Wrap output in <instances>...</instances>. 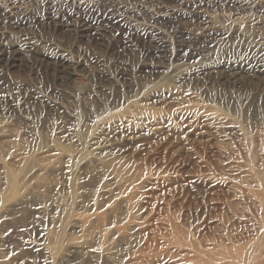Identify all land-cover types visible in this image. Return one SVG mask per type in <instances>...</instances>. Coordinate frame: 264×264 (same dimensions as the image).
Here are the masks:
<instances>
[{
  "label": "rangeland",
  "instance_id": "1",
  "mask_svg": "<svg viewBox=\"0 0 264 264\" xmlns=\"http://www.w3.org/2000/svg\"><path fill=\"white\" fill-rule=\"evenodd\" d=\"M162 1L82 0L83 11L72 14L63 6L64 0H52L50 18L68 20L72 25L88 23L86 27L102 37L78 42L67 29L55 31L52 25L41 20L39 26L22 27L2 40L17 49L19 59L11 67L0 63V99L5 96L14 104L21 103L22 109L7 111L0 104V264H64L39 249L46 243L45 230L57 226L53 221L55 216H63L61 210L57 211V204L63 205L73 198L75 215L100 210L108 202L105 192L108 185L95 166L84 169L72 162L69 169V164L62 162L47 175L39 173L40 166L54 150L89 152L92 139L99 131L97 120L103 114L112 112L121 103L137 102L157 89L183 95L193 93L201 104L222 111L228 125L222 132H211L212 136L179 131L139 143L122 139L120 127L101 131L100 136L114 142L118 161L167 172L165 181H152L139 189L142 207L161 215L169 214L190 234L191 240L205 247L209 243L246 249L256 244L259 257H249L246 264H264V209L242 188L247 163H252L257 170L264 166V86L245 83L224 87L204 85L201 81L182 84L174 73L177 62L173 70L159 75L135 69L134 66L142 63L141 36L155 28L149 17L158 13ZM240 1L246 7L251 3ZM254 1L259 2L260 12L246 10L238 16H229L231 21L221 11L207 12L214 17L220 31L233 35L224 43L204 50L196 60L243 61L249 60L254 52L264 50V43L257 46V42H264V0ZM45 2L0 0V29L5 31L21 19L39 21L46 12ZM178 3L172 7H179L182 2ZM184 3L196 6L197 0H184ZM175 28L165 36L169 45L183 43L184 47L194 50L204 48L206 26L202 22L185 16ZM176 32L181 38L174 35ZM118 48L127 50L124 57L130 65L127 70L120 68L123 60L117 56ZM21 49L32 52L22 55ZM64 59L82 63L77 74L69 79L61 63ZM147 104L154 106L155 102L151 100ZM246 135L252 140L248 151L251 158L244 150ZM247 158L251 160L248 162ZM260 162L263 163L260 165ZM22 168L26 174L37 168L32 175H39L38 187L23 204L9 207L5 198L9 189L7 172ZM261 169L262 172L264 168ZM22 180L20 176L19 192L26 183ZM68 234L76 242L83 240L76 229H69ZM175 254L179 263L190 256L186 249H177ZM131 255L132 252L127 253L116 242L109 261L88 262L76 253L71 260L73 264H135ZM156 264L176 263L162 260Z\"/></svg>",
  "mask_w": 264,
  "mask_h": 264
},
{
  "label": "bare ground",
  "instance_id": "2",
  "mask_svg": "<svg viewBox=\"0 0 264 264\" xmlns=\"http://www.w3.org/2000/svg\"><path fill=\"white\" fill-rule=\"evenodd\" d=\"M178 2H182L181 5ZM250 2V4L248 3L249 7H246L244 6L246 4L240 0H197L196 6L193 4L189 6L184 3V0H163L158 13L150 14V23L154 24L155 28H152L149 33L145 31V34L141 36L142 44H140L139 54L142 63L134 68L141 72L159 75L164 71L173 70L174 64L177 62L174 73L182 84L201 81L204 85L218 84L224 87H237L245 85V83H258L264 86V50L254 52L249 60L243 61L218 60L215 63H206L196 60L204 50L219 42L224 43L233 35L229 31H220L216 27L214 17L207 12L221 11L228 21H231L229 16H238L246 10L258 12L259 2L254 0H250ZM173 3H178L180 6L172 7ZM52 4V0H46V12L39 21L21 19L12 23L10 28L5 31L0 29V63L11 67L15 66L16 59H19L17 49L11 44L3 43L2 40L22 27L39 26L41 20L52 25L55 31L67 29L72 32L78 42L93 41L102 37L99 33L93 34V31L91 32L90 28L86 27L88 23L85 25L75 24V26L70 24V21L67 22L68 20L50 18ZM63 6L72 14H79L84 9L82 0H64ZM185 16L195 18L206 26V32L203 35V49L194 50L184 47L183 43L171 46L167 42L165 36L169 30L175 31L176 28H179L178 26L175 28V26ZM172 30L170 31L173 32ZM174 35L181 38V34L178 32ZM263 43L257 42V46L263 45ZM118 49L117 56L123 60H120V68L127 70L130 66L127 61H124L127 50L126 48ZM31 52V49H21L20 54L27 55ZM61 63L65 66L67 79L75 76L82 67L81 62H70L66 59ZM3 97L5 96L1 97L0 104L3 103L5 110L18 111L22 109L21 103L14 104L10 99ZM151 100H154V106L147 104ZM227 120V116L222 111L201 104L193 93L183 95L173 90L164 91L163 89L143 95L137 102L121 103L112 112L103 114L97 120L99 131H96V135L92 139L89 152L71 149L54 150L48 156L47 162L40 166L39 173L41 171V175H47L62 162L69 164V169L72 162L84 169H94L95 166L101 170L99 172L103 174V182L107 181L108 190L105 192L108 194V202L100 210L96 209L80 215H75L73 212V198L63 205L58 203L56 209L57 211L61 210L63 216H55L53 221L57 226L55 229L45 230L46 243L41 244L39 249L52 254L64 264H73L71 260L73 253L87 258L88 262L109 261L116 242H119L127 250V253L132 252L131 261L135 264H156L162 260L176 264H246L249 257L255 259V256L257 257L260 252L258 247L255 248L256 244H253L254 246L252 245L251 248L246 247V249L226 248L209 243V246L205 247L202 243L191 240L190 234L169 214L161 215L154 209L143 208L138 196L139 189L152 181H165L168 177L167 172L163 169H151L134 163L118 161V156L113 151L114 142H109L100 136L101 131H108L112 127H120L123 131H121L122 139L130 143H139L179 131L207 136L209 133L211 135V132L215 134L226 129ZM245 137L247 150L245 148L244 150L249 156L248 151H251L252 140L247 135ZM249 158L251 157L249 156ZM249 158H247L248 162L251 160ZM63 159L67 160L62 161ZM262 163L260 162V165ZM261 166L260 168L257 166L259 168L257 170L252 163H247L244 167L242 188L251 200L264 209V169L262 172L260 171L264 166ZM35 171L37 168H33L28 174L22 173L23 168L17 172H7L9 180V189L5 195L6 201H8L7 206H19L23 204L27 196L35 193L34 190L37 189L39 182V175H32ZM20 176L23 177L22 182L26 181V183L19 192L17 184ZM109 186L113 190H110ZM38 209L43 208L38 207ZM69 229H76L83 240L74 241L68 234ZM177 249H186L190 252V256L185 257L182 263H179L175 254Z\"/></svg>",
  "mask_w": 264,
  "mask_h": 264
}]
</instances>
